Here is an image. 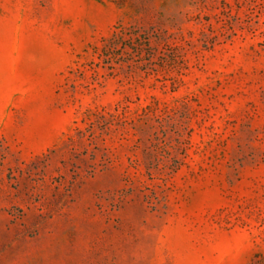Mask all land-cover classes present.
I'll use <instances>...</instances> for the list:
<instances>
[{
	"label": "rangeland",
	"instance_id": "rangeland-1",
	"mask_svg": "<svg viewBox=\"0 0 264 264\" xmlns=\"http://www.w3.org/2000/svg\"><path fill=\"white\" fill-rule=\"evenodd\" d=\"M0 264H264V0H0Z\"/></svg>",
	"mask_w": 264,
	"mask_h": 264
},
{
	"label": "trees",
	"instance_id": "trees-1",
	"mask_svg": "<svg viewBox=\"0 0 264 264\" xmlns=\"http://www.w3.org/2000/svg\"><path fill=\"white\" fill-rule=\"evenodd\" d=\"M133 33H130L129 36H133ZM150 37L148 34L145 35H141V36H136V40H144L145 43H147V41L150 40ZM123 39V34H115L113 35V37L108 41V43L105 45L104 50L105 49H110L111 47L115 46L118 44L119 41H121Z\"/></svg>",
	"mask_w": 264,
	"mask_h": 264
}]
</instances>
